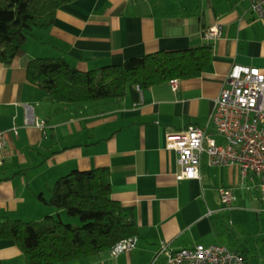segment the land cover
Here are the masks:
<instances>
[{"label":"crops","instance_id":"crops-1","mask_svg":"<svg viewBox=\"0 0 264 264\" xmlns=\"http://www.w3.org/2000/svg\"><path fill=\"white\" fill-rule=\"evenodd\" d=\"M211 26H218L221 35L208 41L203 32ZM209 42L212 68L179 79L176 90L170 81L150 87L131 84L120 98L70 103L51 99L27 77L30 60L40 56L63 55L89 70ZM234 64L264 68V17L251 10L249 0L63 4L52 25L34 30L12 63L0 62V130L7 136L0 148V215H61L63 209L46 202L57 179L74 169L104 166L111 171L112 197L136 216V245L116 256L109 249L60 264H150L161 242L174 248L228 246L221 242L217 219L228 208L218 188L231 186L236 195L240 189L256 191L259 199L258 188L243 181L235 166L204 165L201 178L177 179L179 155L167 148V136L190 123L208 124ZM240 251L247 254L246 248ZM0 264L28 263L15 241L1 239Z\"/></svg>","mask_w":264,"mask_h":264},{"label":"trees","instance_id":"trees-1","mask_svg":"<svg viewBox=\"0 0 264 264\" xmlns=\"http://www.w3.org/2000/svg\"><path fill=\"white\" fill-rule=\"evenodd\" d=\"M73 0H0V62L10 64L36 29L49 28L56 12ZM213 44L159 50L89 70L68 57L32 58L28 80L59 102H91L120 98L129 85L150 87L171 79H189L212 68ZM108 167L74 169L55 182L49 200L39 197L81 224L63 221L60 213L23 220L0 215V240H13L28 264L67 263L109 250L139 234L133 212L112 197ZM245 257V251H241Z\"/></svg>","mask_w":264,"mask_h":264},{"label":"built area","instance_id":"built-area-1","mask_svg":"<svg viewBox=\"0 0 264 264\" xmlns=\"http://www.w3.org/2000/svg\"><path fill=\"white\" fill-rule=\"evenodd\" d=\"M251 10L264 17V0H249ZM221 35L218 26L204 30L205 39ZM176 90L179 79L170 80ZM211 126L213 127L211 130ZM17 132L16 127H14ZM7 136L0 130V148ZM167 148L178 152L181 170L177 179L201 178L202 166L237 167L243 181L253 183L264 204V68L234 64L226 84L215 101L214 110L206 125L190 123L185 129L167 136ZM224 208L233 209L237 195L233 187L218 188ZM137 237L117 242L110 248L116 256L133 250ZM150 264H251L245 255L222 244L198 243L174 248L161 242Z\"/></svg>","mask_w":264,"mask_h":264},{"label":"rangeland","instance_id":"rangeland-1","mask_svg":"<svg viewBox=\"0 0 264 264\" xmlns=\"http://www.w3.org/2000/svg\"><path fill=\"white\" fill-rule=\"evenodd\" d=\"M244 191L237 190L238 198L233 204L235 208L217 214L224 234L221 242L234 249L246 248L251 264H264V206L257 198L256 191H248L247 194ZM218 203L221 206L219 199ZM61 217L66 223L81 224L79 216H70L66 211L61 213ZM25 218L22 219L30 220Z\"/></svg>","mask_w":264,"mask_h":264}]
</instances>
